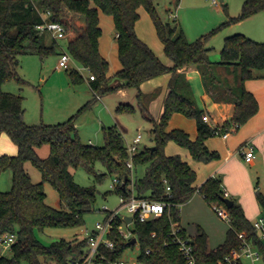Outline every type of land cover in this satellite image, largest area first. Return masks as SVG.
<instances>
[{
	"label": "trees",
	"instance_id": "obj_1",
	"mask_svg": "<svg viewBox=\"0 0 264 264\" xmlns=\"http://www.w3.org/2000/svg\"><path fill=\"white\" fill-rule=\"evenodd\" d=\"M158 3L159 0H0V134L6 132L17 145L16 153L0 154V176L5 170L12 171L11 188H0V236L4 233H16L18 236L9 251H0V264H87L85 257L90 251L89 235L71 239L61 237L47 244L37 234L38 229L47 227L81 226L85 223V214L95 208L96 186L76 181L73 169L79 167L86 168L96 180L107 174L118 176L120 181L114 190L121 197L145 196L168 203L162 215L147 220L135 216L130 222L133 233L130 237H124L117 229L116 226L124 222L117 215L113 219L115 226L107 232L114 245L101 241L94 259L96 262L121 259L128 249L138 245L137 260L143 264H187L174 240L172 225L180 222L181 204L196 192L203 194L213 206H225L230 215L226 237L218 246L210 247L209 235L203 227L191 235L200 264H217L225 254L238 249L242 244L240 232H245V236L257 243L264 253L259 233L240 201L233 196L230 198L234 202L230 206L224 201L226 195L222 179L210 176L198 185L197 172L192 165L181 154L166 152L167 143L174 140L188 148L194 158H218L220 153L210 149L206 139L233 126L238 129L258 111V98L246 87L245 81L257 77L256 71L264 68V40L254 39L244 32L226 35L219 60L210 59L212 47L207 45V40L223 26L264 10V0H244L239 14H228L224 22L195 40L186 36L176 20L177 16H173L172 20L162 18L157 11ZM223 5L227 11L228 4L224 2ZM140 7L151 13L172 64L158 56L138 34L136 23ZM101 11L111 15L115 24L122 62V67L115 73L119 81L115 85L110 83L107 74L109 61L100 51ZM70 12L83 17L84 24L77 25L76 35L67 43L68 51L75 61L94 74V78L89 80L95 96L120 88L136 87L137 97L143 102L144 116L154 122L156 147L147 145L138 149L133 155V168L128 166L130 154L126 138L117 123L103 127L104 144L84 142L76 129V114L61 122L30 124L24 117V96L2 89L3 82L11 78L26 82L17 70L22 54L37 53L44 59L57 52L58 40L54 37L48 40L50 32L39 25L46 20H56L64 23L68 31L71 22L76 24ZM192 65L200 70L204 86L212 98L235 103L231 118L222 125H213L203 118L204 110L198 107L190 82L179 71ZM168 72L172 74L169 91L164 98L162 114L155 120L144 102L153 93H145L141 84ZM69 73L74 81L86 79L76 67L71 68ZM91 102L88 101L79 110ZM117 109L132 112L136 107L123 102ZM175 112L196 120L198 134L195 138L183 128H168ZM44 144L50 145L46 157L38 152ZM28 160L41 171L40 181H33L26 168ZM98 162L105 170L97 167ZM140 165L144 166L141 176L137 175ZM46 182L58 191L60 206L47 203ZM257 198L264 209V193L257 191ZM182 233H187L184 227ZM134 236L137 238L135 242L132 241Z\"/></svg>",
	"mask_w": 264,
	"mask_h": 264
},
{
	"label": "rangeland",
	"instance_id": "obj_2",
	"mask_svg": "<svg viewBox=\"0 0 264 264\" xmlns=\"http://www.w3.org/2000/svg\"><path fill=\"white\" fill-rule=\"evenodd\" d=\"M218 1L215 4L212 0H181L177 4L178 0H159L157 11L164 19L172 20L173 16L171 12L177 14L176 20L182 25L186 36L190 40H195L224 22L228 14H239L244 2V0ZM224 2L228 4L227 11L224 8ZM169 7L171 8L170 11L167 10ZM139 10L140 17L136 23V29L139 35L148 41L155 52L164 59H167L163 41L157 32V27L151 13L145 7H140ZM81 24H84L83 17ZM232 29H240L244 32L248 30L254 34L260 33L264 38V10L254 13L249 18L247 17L241 21L225 25L213 33L207 40V45L212 47L209 51L211 60L220 59L224 39ZM100 43L103 49L110 50L107 74L112 84L116 80L115 73L122 62L119 57L114 19L111 15L104 13L102 17ZM63 51L69 53L66 39H60L57 45V52L49 54L44 59L37 53L22 54L17 70L26 82L22 83L16 78H11L3 82V90L20 93L24 96V117L26 122L30 124L42 122L56 123L65 121L71 115L76 114L75 124L81 139L84 142L102 145L105 142L104 125L115 122V116H117L119 121L127 127V132H125L126 143H130L133 137L140 132L143 135L141 144L144 145L146 143V145L151 144L152 146L154 142V123L152 120L144 117V111L138 107L132 112L118 111L115 105V100L121 97V93L119 92L121 89H125L128 92L125 101L136 105L137 88L133 86L120 88L117 91L103 95L101 99L99 98L95 102L91 99L92 102L89 106L79 110L92 97L90 82L86 77V74L89 76L91 72L73 58L69 62V67H60L58 63ZM74 67L78 68L85 76L86 79L84 81H74L72 79L69 70ZM256 72L264 73V68L258 69ZM192 83L198 94V85H201L200 81L198 78H195V80H192ZM160 109L161 102L156 96L151 107V111L155 114L156 118H158L157 114ZM173 122L186 129H191L194 121L191 117L180 113L173 118ZM166 149L169 153L181 151L182 155H189V151L181 147L174 140L168 142ZM15 152H17V145L6 132H2L0 134V154H13ZM38 152L40 156L46 157L50 152V145H42L38 148ZM97 167L100 170H105V167L100 162L97 163ZM26 168L33 181L38 182L41 180V171L32 161L28 160L26 162ZM73 172L76 181L80 184L96 186L95 208L85 214V223L81 226H53L38 229V236L47 244L61 237L71 239L74 237L83 238L90 235L96 230L98 222L104 223L106 221L109 211L118 209L119 216L124 217L130 215V212L122 203L121 195L114 190V176L107 174L101 180H96L94 175L84 167L74 168ZM143 173L144 166L140 165L137 170V175L141 176ZM11 186L12 171L8 169L0 176V188L2 190H8ZM45 189L47 192V203L60 206V195L55 187L51 183L46 182ZM181 215L182 223L189 228L191 234L194 235L198 231L197 223H200L206 229L209 233L211 247H216L224 241L230 222L221 216L214 206L209 204L202 196H192L186 201L183 204ZM122 228L124 230L128 229L126 222H123ZM106 237L107 234H105ZM138 247L136 245L134 248L128 249L121 259H124L127 262L126 264H133V262L142 264L137 260ZM88 264H112V262L111 260L92 261ZM243 264H252V262L250 259L244 257ZM256 264H264V261L258 260Z\"/></svg>",
	"mask_w": 264,
	"mask_h": 264
},
{
	"label": "crops",
	"instance_id": "obj_3",
	"mask_svg": "<svg viewBox=\"0 0 264 264\" xmlns=\"http://www.w3.org/2000/svg\"><path fill=\"white\" fill-rule=\"evenodd\" d=\"M70 15L74 19H76V24H72L71 22V26L68 29L66 35L62 38L57 39L58 41L60 39H66L68 43V41L74 35H76L77 25H82L81 24L82 18L80 17L79 14L70 12ZM100 15H101V26H102V17H103L102 11ZM231 32L234 33V32H244V31H241L240 29H232L230 33ZM244 33L254 39L264 40L263 35L262 34L260 35V33L254 34L248 30H246ZM51 38L52 35L49 33L48 40H51ZM100 51L109 61L110 50H107L105 48L103 49L100 43ZM156 54L160 56L166 63L168 64L173 63L168 55H167V59H164L157 52ZM213 60H217V59H213ZM121 67H122V63L120 64L117 70H119ZM179 71L183 72L186 78L188 79V81L190 82L198 107L203 109L204 113L209 114L210 116L209 122L211 124L222 125L227 119L231 118L235 103L231 101L215 100L214 98H212V96L204 86L200 70L198 69L197 66L192 65V66L184 67L179 69ZM256 73L258 74V76L247 79L245 81V85L258 98L259 101L258 111L247 122L240 125L238 129L231 130L227 137H224L222 134H216L206 139V143L209 146V148L212 150H217L220 153V156L218 158H214V159L194 158L190 153L189 149L181 146L180 144L179 145L181 147L189 151V155L187 154L186 156H184L182 155L181 151L176 152L181 154L182 157L185 160H187L196 170L197 172L196 182L198 185L202 184L210 176H219L222 179L225 189L229 192V197L233 196L240 201V203L244 208L245 214L250 219L257 218L264 210L257 198V191H262L264 193V73H260V72H256ZM86 77L90 82L89 76H87V74ZM171 77H172L171 73L169 72L163 73L161 75L149 78L143 81L141 84V89L145 93H149V94L153 93V95L145 99L144 102L147 103L149 108V113L155 120H158L162 114L163 102L167 92L169 91V82L171 80ZM195 78H198V80L201 83V85H198L199 95L197 94L192 83V80H195ZM118 82L119 81L116 79L112 84L115 85L118 84ZM91 90H92V97L89 98L86 102L90 101L91 99L95 102L99 98L100 99L102 98L103 95L95 96L92 88ZM119 92L121 93V97L115 100V105L117 107L119 106L120 103L126 102L125 100L127 99V95H128V92L125 89H121ZM156 96L161 102V109L157 114L158 118H156L155 114L151 111L152 102ZM126 103H129V101ZM142 103L140 102V99L137 97V102L136 105L134 106L136 108L138 107L142 109ZM178 114H180V112L173 113L172 117L169 120L168 128H174V127L183 128L187 130L193 138H195L198 134L196 120L192 118L194 121L192 123V128L186 129L185 127L176 125L173 122V118L176 117V115ZM114 123H117L119 125V127L122 129L125 135L126 134L125 132H127V127L119 121V118L117 116H115V122L111 124ZM135 136L133 137V139L135 138ZM142 138L143 135L138 144L139 150L147 146L146 143L144 144L145 146L141 144ZM246 143H249L254 147L255 156H253L251 159H247L242 153V151H240V147ZM152 144L154 145V142ZM149 146H151V144ZM166 152L168 154H175V153H169L167 149ZM193 196H202L204 198V195L201 194L200 192H196ZM183 204H181L180 206L181 211ZM129 216L131 215H127V218H129ZM132 220L128 219V221L130 222ZM179 223L181 224L182 227L186 229L189 235H193L189 232V228L182 223V215ZM197 226L198 228L203 227L200 223H197Z\"/></svg>",
	"mask_w": 264,
	"mask_h": 264
},
{
	"label": "built area",
	"instance_id": "obj_4",
	"mask_svg": "<svg viewBox=\"0 0 264 264\" xmlns=\"http://www.w3.org/2000/svg\"><path fill=\"white\" fill-rule=\"evenodd\" d=\"M213 3L217 4L218 0H212ZM172 16H177L174 12H171ZM39 27L41 29H46L50 32L52 37L59 39L66 35L67 30L64 23L56 20H46L43 24H40ZM73 57L70 53L63 51L60 56L58 65L60 67H69L70 60ZM90 78H94V74L90 73ZM203 118L207 121L210 120L209 114L205 113ZM235 129V126L231 127L229 130L221 133L224 137H227L231 130ZM142 137V133H137L135 138L130 142L127 143L128 151L130 157L127 161L128 166L131 168L134 167L133 165V155L138 150V144ZM240 151L244 154L247 159H251L254 154V147L253 145L246 143L240 147ZM120 181L118 176L114 177L113 179V187ZM170 189V186L167 187ZM225 195L229 197V192L225 189ZM122 198L123 205L127 208L130 212L132 218L135 216L139 217L140 220H147L151 217L162 215L165 212V208L167 207L168 203L163 200L152 199L145 196H136L132 195L129 198ZM214 208L218 211V213L225 217L226 219L230 220V215L225 206L220 204H215ZM118 209L114 211H110L108 218L104 223L98 222L96 225L95 233H91L89 235L90 241V251L85 257V261L90 263L94 261L97 257V248L101 241H104L107 245L113 246L114 241L106 237L105 234L115 226L113 223V219L118 215ZM124 222H126L128 229L124 230L122 228L123 223L117 225V229L124 237L132 236V230L130 228V221H128L127 215L122 217ZM253 226L255 230L259 233V238L262 240L264 245V210L263 212L254 220H252ZM182 226L179 222H175L172 225V234L174 236V240L179 246L181 254L186 258L187 264H200L197 260L194 248V240L191 235L188 233H182ZM240 236L242 237V244L238 249H233L227 254L224 255L223 258L219 259L217 264H243V258L246 257L251 260L252 264H256L258 260H263L264 253L260 246L249 240L245 236V232H240ZM18 236L16 233H4L0 236V251L1 253H5L10 250L12 244L17 240ZM112 264H126L127 262L124 259L121 260H113L111 261ZM133 264H138V262H133ZM143 264V263H142Z\"/></svg>",
	"mask_w": 264,
	"mask_h": 264
},
{
	"label": "water",
	"instance_id": "obj_5",
	"mask_svg": "<svg viewBox=\"0 0 264 264\" xmlns=\"http://www.w3.org/2000/svg\"><path fill=\"white\" fill-rule=\"evenodd\" d=\"M151 147H152V148H155L156 145H152ZM224 201L226 202L227 206H230V205L234 202V200H233L232 198L228 197V196L224 197ZM128 219H129V220H132V217L129 216ZM136 239H137V238L134 236V237L132 238V241L135 242Z\"/></svg>",
	"mask_w": 264,
	"mask_h": 264
}]
</instances>
